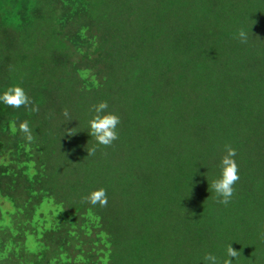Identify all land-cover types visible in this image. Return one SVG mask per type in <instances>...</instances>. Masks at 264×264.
<instances>
[{
    "label": "trees",
    "instance_id": "1",
    "mask_svg": "<svg viewBox=\"0 0 264 264\" xmlns=\"http://www.w3.org/2000/svg\"><path fill=\"white\" fill-rule=\"evenodd\" d=\"M17 84L40 110L0 103V264H222L229 243L264 264V0H0V93ZM99 188L106 207L84 202Z\"/></svg>",
    "mask_w": 264,
    "mask_h": 264
},
{
    "label": "clouds",
    "instance_id": "2",
    "mask_svg": "<svg viewBox=\"0 0 264 264\" xmlns=\"http://www.w3.org/2000/svg\"><path fill=\"white\" fill-rule=\"evenodd\" d=\"M236 38L239 39L241 43L247 44L249 34L245 29L240 28ZM0 103L14 109H20L22 107L27 108L30 114L38 113L40 110L39 105L33 102L25 88L19 84L9 86L0 93ZM108 107L107 101H101L93 105L91 111L94 112V116L89 121L90 135L96 139L99 145L105 147L111 146L114 141L119 139L117 128L121 123V117L114 112L107 111ZM63 116L66 118L67 122L72 120L67 108L63 110ZM10 131L13 135L17 134V132L21 133L28 145H31V143L35 141L33 129L30 127V121L27 119L19 122L18 125L15 121L12 122L10 124ZM67 133L69 135L74 134L71 129H69ZM95 151L96 148H92L88 151L89 155H94ZM236 155L237 151L235 148L231 145H225V155L222 157L220 165L221 175L210 184V188L218 197V202L224 205L230 203L235 192L234 185L240 179L239 165L235 159ZM83 199L84 202L90 203L92 206L99 205L100 207H106L108 203L107 190L105 188H99L92 191ZM59 213H57V215ZM260 238L264 239V233L261 234ZM238 255L239 251L232 246V243H229L226 249L227 258L222 261V264H233L232 258H237ZM203 259L205 264H221L220 259L212 253H206Z\"/></svg>",
    "mask_w": 264,
    "mask_h": 264
}]
</instances>
